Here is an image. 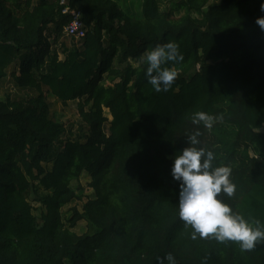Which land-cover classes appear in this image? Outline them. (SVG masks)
Here are the masks:
<instances>
[{
  "label": "trees",
  "instance_id": "trees-1",
  "mask_svg": "<svg viewBox=\"0 0 264 264\" xmlns=\"http://www.w3.org/2000/svg\"><path fill=\"white\" fill-rule=\"evenodd\" d=\"M133 1L138 13L127 0H0V81L21 90L0 98V264H159L169 253L264 264V241L242 251L192 239L171 175L199 131L232 169L236 192L219 198L264 222V0ZM75 11L85 32L67 41ZM168 42L184 60L166 65L178 75L156 92L144 58ZM49 97L76 101L78 118L56 121ZM199 111L223 119L207 129L192 123ZM81 177L93 196L79 209L70 183Z\"/></svg>",
  "mask_w": 264,
  "mask_h": 264
},
{
  "label": "clouds",
  "instance_id": "clouds-1",
  "mask_svg": "<svg viewBox=\"0 0 264 264\" xmlns=\"http://www.w3.org/2000/svg\"><path fill=\"white\" fill-rule=\"evenodd\" d=\"M264 12V3L261 4ZM264 29V17L256 20ZM145 75L156 92L168 91L178 73L166 67L169 62L184 60L179 45L175 42L160 44L145 54ZM223 119L206 112H195L192 123L211 129L217 120ZM201 133L188 136V145L172 160L171 175L179 183L178 215L186 227L192 229V239L197 237L215 239L219 243L236 242L242 251H250L264 241V222L235 212L220 199L223 192L231 198L236 192L232 181V169L227 165L217 166V155L212 150L199 146ZM176 264L169 253L159 264Z\"/></svg>",
  "mask_w": 264,
  "mask_h": 264
},
{
  "label": "rangeland",
  "instance_id": "rangeland-1",
  "mask_svg": "<svg viewBox=\"0 0 264 264\" xmlns=\"http://www.w3.org/2000/svg\"><path fill=\"white\" fill-rule=\"evenodd\" d=\"M127 0V3L129 4H135V13L139 12V2L136 1L134 3L133 0ZM216 0H211V2H215ZM167 3V0H161V7L163 8ZM137 6V7H136ZM67 41L70 40V38L65 37ZM6 95H10L11 98H17L21 96V90L18 88H15L14 85L8 78H6L4 81H0V98L5 97ZM48 102L50 104V110H51V115L52 117L58 121V122H70V121H75L78 118V112H77V106H76V101H69L66 103H62L60 101H57L51 97L48 98ZM107 114V112L105 111ZM87 178L81 177L79 181H72L70 183V187L75 191L77 195H90L91 197L93 196V193L91 192V189L87 185ZM82 195V198H83ZM86 197H84L81 200H76L74 203L71 205H76L79 209L81 208L82 203L84 202ZM33 206L37 207L35 209V213L38 214L40 211V207L38 203H32ZM68 208L69 206L63 207L61 209L62 215L68 214ZM77 233H81L85 230H87L85 222H79L76 228L74 229Z\"/></svg>",
  "mask_w": 264,
  "mask_h": 264
},
{
  "label": "built area",
  "instance_id": "built-area-1",
  "mask_svg": "<svg viewBox=\"0 0 264 264\" xmlns=\"http://www.w3.org/2000/svg\"><path fill=\"white\" fill-rule=\"evenodd\" d=\"M61 3H65V0H61ZM63 13H68L69 9L65 8L62 11ZM64 35L68 38H75V39H81V37L84 35L85 29L83 26V22L81 20V14L80 12H73L72 19L65 25L64 27Z\"/></svg>",
  "mask_w": 264,
  "mask_h": 264
}]
</instances>
